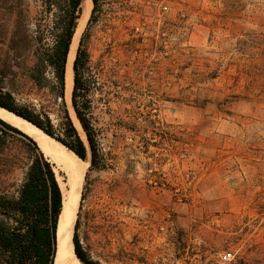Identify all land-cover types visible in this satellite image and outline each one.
Instances as JSON below:
<instances>
[{
	"label": "rangeland",
	"instance_id": "374dc122",
	"mask_svg": "<svg viewBox=\"0 0 264 264\" xmlns=\"http://www.w3.org/2000/svg\"><path fill=\"white\" fill-rule=\"evenodd\" d=\"M38 5L0 0L4 86L20 104L44 98L26 77L34 44L20 61L9 50L14 28L49 25ZM91 9L76 50L87 29L108 165L85 162L82 249L99 264H264V0H99L88 26Z\"/></svg>",
	"mask_w": 264,
	"mask_h": 264
},
{
	"label": "trees",
	"instance_id": "16d2710c",
	"mask_svg": "<svg viewBox=\"0 0 264 264\" xmlns=\"http://www.w3.org/2000/svg\"><path fill=\"white\" fill-rule=\"evenodd\" d=\"M83 2L38 0L40 22L41 17H50L49 25L38 23L37 28L43 26L45 30L41 29L35 37L19 27L12 30L9 50L13 51L15 60L20 61L31 42L35 46L28 59L26 77L37 90L43 91L44 98L37 105L18 103L14 92L4 86L6 76L0 63V108L30 123L87 162L89 172L102 171L108 164L89 99L87 29L79 40L73 60L70 96L72 113L85 140L75 128L64 100L66 60ZM91 4L88 26L99 11V0H91ZM15 172L20 173L17 186L11 182ZM1 185L8 188L1 189ZM11 188L13 192L8 191ZM61 208L62 195L54 165L44 157L33 139L0 119V264H53ZM77 225L78 221L72 237L75 257L81 264H99L82 249Z\"/></svg>",
	"mask_w": 264,
	"mask_h": 264
},
{
	"label": "bare ground",
	"instance_id": "6f19581e",
	"mask_svg": "<svg viewBox=\"0 0 264 264\" xmlns=\"http://www.w3.org/2000/svg\"><path fill=\"white\" fill-rule=\"evenodd\" d=\"M91 7V0H84L82 12L78 19L75 33L73 35L69 53L66 60L64 99L69 108L70 117L74 126L79 130L81 136L84 134L72 113L70 106V96L73 84L72 64L76 54L77 41L83 25L86 22ZM0 119L11 126L30 136L38 145L40 151L48 161L54 165L55 169L62 171L67 176L66 185L58 184L62 195V208L59 216L61 226L68 227V233L61 249L54 258L53 264H81L73 253L72 229L74 224V214L80 194L81 182L87 163L79 160L72 152L68 151L59 143L43 134L40 130L14 115L0 109Z\"/></svg>",
	"mask_w": 264,
	"mask_h": 264
},
{
	"label": "water",
	"instance_id": "95a60500",
	"mask_svg": "<svg viewBox=\"0 0 264 264\" xmlns=\"http://www.w3.org/2000/svg\"><path fill=\"white\" fill-rule=\"evenodd\" d=\"M1 109V108H0ZM4 110V109H3ZM6 111V110H5ZM8 112V111H6ZM10 113V112H8ZM12 114V113H10ZM13 115V114H12ZM15 116V115H14ZM17 117V116H15ZM19 118V117H17ZM21 119V118H19ZM23 120V119H21ZM25 121V120H23ZM26 122V121H25ZM28 123V122H27ZM30 124V123H28ZM22 132V131H21ZM25 134V133H24ZM28 136V135H27ZM30 137V136H29ZM31 138V137H30ZM32 139V138H31ZM37 144V143H36ZM38 146V145H37ZM39 148V147H38ZM80 160V159H79ZM60 216V215H59ZM67 233H68V227H64V226H61L60 224V221H59V218H58V222H57V227H56V245H55V257L57 256V254L59 253L60 249H61V242H63L67 236ZM72 237H73V232H72ZM78 260V259H77Z\"/></svg>",
	"mask_w": 264,
	"mask_h": 264
}]
</instances>
